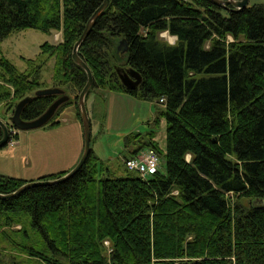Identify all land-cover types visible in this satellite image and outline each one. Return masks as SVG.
Instances as JSON below:
<instances>
[{
	"label": "trees",
	"instance_id": "obj_1",
	"mask_svg": "<svg viewBox=\"0 0 264 264\" xmlns=\"http://www.w3.org/2000/svg\"><path fill=\"white\" fill-rule=\"evenodd\" d=\"M101 2L0 0V42L25 28L61 37L41 43L44 56L27 59L25 71L0 53V103L12 112L30 96L20 117L41 114L57 96L34 95L53 57L52 86L69 97L48 125L72 105L82 128L77 96L86 73L71 50ZM230 8L213 0H109L78 47L93 76L85 99L104 89L162 105L164 150L150 131L127 157L152 147L163 154L165 170L111 176L91 150L68 178L0 198V238L19 233L20 240H6L26 263L264 264V4ZM163 31L179 42H167ZM121 38L128 48L118 56ZM117 61L141 74L136 89L120 84ZM26 181L0 173V192Z\"/></svg>",
	"mask_w": 264,
	"mask_h": 264
},
{
	"label": "rangeland",
	"instance_id": "obj_2",
	"mask_svg": "<svg viewBox=\"0 0 264 264\" xmlns=\"http://www.w3.org/2000/svg\"><path fill=\"white\" fill-rule=\"evenodd\" d=\"M253 3L264 4V0H248V4ZM160 36H163L167 42L173 43L174 37L167 32H161ZM60 39V31L48 33L34 28H25L5 37L0 42V53L9 59L18 70L25 71L29 68L27 59L36 60L44 56L40 53L41 43L55 42ZM227 39H230V36H227ZM121 62L117 61L116 65H120ZM52 67L53 57H49L39 75V80L43 82L44 87L52 86ZM67 95L69 97V94ZM91 96L94 101L92 112L89 114L90 147L93 154L103 162L105 174L124 176L132 173L124 167L122 158L127 157L129 151L142 146L148 140L150 131H153L152 139L158 143L159 149L164 150L165 118L160 113L163 107L156 100L136 97L123 91L93 89L88 93L85 104ZM73 113L72 105H67L56 115V118L60 120V127L65 126V132L58 134L63 141V146L55 145V142L52 144L54 137L41 132L51 128L48 123L28 130L13 129L17 133L18 143L13 144V140L16 139L13 137L0 148V173L35 179L41 175L61 171L62 168H72L77 162L74 160L77 146L70 145L72 143L69 138L71 131L68 127L71 126ZM10 114L11 111L0 103V118L8 121ZM26 132H34L31 136L28 159L25 157L26 146L24 145ZM158 154V169L164 172V156L162 153L158 152ZM19 227L20 223L12 225L10 229L15 230ZM14 238L20 240L19 233H10L9 238H0V264H28L25 254L17 249L9 248L10 243L6 239L10 241Z\"/></svg>",
	"mask_w": 264,
	"mask_h": 264
},
{
	"label": "water",
	"instance_id": "obj_3",
	"mask_svg": "<svg viewBox=\"0 0 264 264\" xmlns=\"http://www.w3.org/2000/svg\"><path fill=\"white\" fill-rule=\"evenodd\" d=\"M213 1L223 6L226 3H230L232 5V8L230 9H233V10L241 9L245 7L248 3V0H213ZM108 2L109 0H102L99 6L93 11V13L90 15V17L86 21L81 34L79 35L77 40L74 42L72 46V50H71L72 59L79 66H81L86 73V82L84 83L83 87L81 88L77 96V107L79 110L81 124H82V140H83L82 152H81L79 159L77 160V162L72 168H70L64 174L56 178L27 180L26 182L21 184L18 188H16L14 191H11L8 193L0 192V198H7V197L14 196L29 187L51 184L54 182L62 181L68 178L69 176H71L73 173H75L82 166V164L86 161L91 151V147H90V120H89L87 108L85 105V96L92 84L93 76H92L90 68L83 61V59L79 56L78 47L81 44V42L84 40V38L87 36V34L89 33L97 16L108 5ZM127 48H128V43L126 39L121 38L116 45V54L118 56H122L123 53L127 50ZM113 69L118 77L120 84L125 89L134 90L140 84L142 77H141V74L136 69L129 67V66H121V65H114ZM44 94H54L57 96L47 106V108L37 117L30 119V120H25L20 117V111L23 105L30 100V96H24L23 98L19 99L15 103L13 110L10 116L8 117L9 119L8 121H4L3 119L0 118V128L2 130V135L0 137V148L9 141L10 131H13V129L28 130V129L37 128V127L45 125L53 117L54 112L57 109V107L68 99V95L65 94L63 89L59 88L58 86L42 87V88L36 89L34 92V95H44ZM9 125H11L12 127H9Z\"/></svg>",
	"mask_w": 264,
	"mask_h": 264
},
{
	"label": "crops",
	"instance_id": "obj_4",
	"mask_svg": "<svg viewBox=\"0 0 264 264\" xmlns=\"http://www.w3.org/2000/svg\"><path fill=\"white\" fill-rule=\"evenodd\" d=\"M172 37H175L172 35ZM86 100V99H85ZM93 101H94V98L91 96L88 98V100L86 101V108H87V112H88V116L89 114L92 112V108H93ZM74 114V113H73ZM56 120H58V123L56 124H53V125H50L51 128L48 129V130H45V131H41L42 133H46L48 135H52V141L51 143L54 144L55 142V145H59V144H63V141L62 139H60L58 137V134L60 133H63L65 132V126L63 127H60V120L58 118H55ZM63 119V118H62ZM61 119V120H62ZM48 123V122H47ZM46 123V124H47ZM70 127V133H69V138L71 140V144L70 145H73V146H77V153L75 154V157H74V160L77 161V159L80 157L81 155V152H82V146H83V140H82V128L80 127L79 125V122L78 120L75 118V116L73 117V120L71 121V126H68ZM29 131H33V130H29ZM15 132V131H14ZM32 133L34 132H26L25 134V142H24V145L26 146L25 147V157L28 159V152H29V146H31L30 144V141H31V136H32ZM56 137V138H55ZM18 143V137L15 139V141L13 140V144H17ZM36 146V145H34ZM63 146V145H62ZM80 146V147H79ZM74 160L72 161V163L74 162ZM70 163V164H72ZM76 163V162H75ZM74 163V164H75ZM71 167V165H70ZM69 169V168H68ZM61 170H67L66 168H62ZM22 178V177H21ZM24 179H27V180H33L34 178L33 177H30V178H24ZM36 179V178H35Z\"/></svg>",
	"mask_w": 264,
	"mask_h": 264
},
{
	"label": "built area",
	"instance_id": "obj_5",
	"mask_svg": "<svg viewBox=\"0 0 264 264\" xmlns=\"http://www.w3.org/2000/svg\"><path fill=\"white\" fill-rule=\"evenodd\" d=\"M123 163L128 171H134L141 177H148L158 170L159 154L154 148L147 147L144 151L123 158Z\"/></svg>",
	"mask_w": 264,
	"mask_h": 264
},
{
	"label": "clouds",
	"instance_id": "obj_6",
	"mask_svg": "<svg viewBox=\"0 0 264 264\" xmlns=\"http://www.w3.org/2000/svg\"><path fill=\"white\" fill-rule=\"evenodd\" d=\"M179 42V37L178 36H175L174 39H173V46Z\"/></svg>",
	"mask_w": 264,
	"mask_h": 264
}]
</instances>
